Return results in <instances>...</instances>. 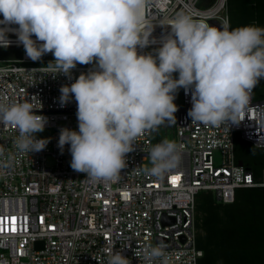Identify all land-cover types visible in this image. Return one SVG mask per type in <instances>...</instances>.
Listing matches in <instances>:
<instances>
[{
	"label": "built area",
	"instance_id": "2783aa9c",
	"mask_svg": "<svg viewBox=\"0 0 264 264\" xmlns=\"http://www.w3.org/2000/svg\"><path fill=\"white\" fill-rule=\"evenodd\" d=\"M178 14L229 27L228 0H148L144 15L153 27L149 40L156 43L138 46V53H154L171 31L160 23ZM9 39L10 46L23 47L14 34ZM52 61L33 62L25 52L18 60L0 59V103L29 102L36 114L47 117L44 130L49 131L44 150L24 153L14 143L18 129L0 125V264H107L109 248L122 250L131 264H144L143 249L161 241L169 264H198L203 251L196 244V195L208 190L230 203L238 188L264 186V173L257 182L234 153L236 132L264 146V103L252 91L242 120L208 126L188 117L191 94L181 88L177 108L183 111L174 124L178 167L160 177L148 174L150 149L159 143L156 128L137 137L118 180L92 182L70 167L69 145L62 154L57 145L61 128L78 130L75 98L62 106L59 89L95 69L77 64L69 79Z\"/></svg>",
	"mask_w": 264,
	"mask_h": 264
},
{
	"label": "clouds",
	"instance_id": "9594fccd",
	"mask_svg": "<svg viewBox=\"0 0 264 264\" xmlns=\"http://www.w3.org/2000/svg\"><path fill=\"white\" fill-rule=\"evenodd\" d=\"M147 2L0 0V48L12 44V33L27 58L36 62L51 53L57 72L69 79L77 64H93L95 70L59 89L62 106L75 98L78 130L61 128L57 145L61 154L69 145L70 167L92 182L118 180L138 136L166 121L176 123L179 89L191 94L192 122L218 127L242 120L251 92L264 78V28L254 24L229 30L227 24L218 28L178 14L160 23L171 31L161 37L155 55L138 53V46L156 43L149 40ZM33 109L29 102L0 103V125L18 129L14 143L24 153L40 152L49 143L36 136L47 117ZM149 154L152 176H163L181 161L178 145L167 139ZM166 247L161 241L143 249L144 264H169ZM107 256V264H131L122 250L109 248Z\"/></svg>",
	"mask_w": 264,
	"mask_h": 264
},
{
	"label": "trees",
	"instance_id": "16d2710c",
	"mask_svg": "<svg viewBox=\"0 0 264 264\" xmlns=\"http://www.w3.org/2000/svg\"><path fill=\"white\" fill-rule=\"evenodd\" d=\"M228 13L230 30L253 24L264 28V0H228ZM253 97L264 100V78L253 89ZM162 125L157 139L162 136ZM234 153L236 161L260 182L264 146L236 132ZM195 227L196 244L203 251L198 264H264V186L238 188L230 203L219 200L212 191H200L195 201Z\"/></svg>",
	"mask_w": 264,
	"mask_h": 264
},
{
	"label": "rangeland",
	"instance_id": "374dc122",
	"mask_svg": "<svg viewBox=\"0 0 264 264\" xmlns=\"http://www.w3.org/2000/svg\"><path fill=\"white\" fill-rule=\"evenodd\" d=\"M23 52H24L23 47H12V46H9L7 48H0V59H2V60H18V59L21 58ZM42 59L54 60V57H53V55L51 53H48V54L44 55L42 57ZM173 76L178 78V73H174ZM174 103L177 106L182 104L181 89L178 90V92L176 94V98L174 100ZM162 126H163L162 127L163 133H162L161 138L158 139L159 140L158 142L160 143L164 139H167V140L173 141V142H175L177 144L178 141H177V137L175 135L174 124L170 125L169 123H167V126H166V124H163ZM36 135L47 138L48 135H49V131L43 130L42 132H39ZM48 162H49V165H53L54 164V160L51 157L48 158Z\"/></svg>",
	"mask_w": 264,
	"mask_h": 264
},
{
	"label": "water",
	"instance_id": "95a60500",
	"mask_svg": "<svg viewBox=\"0 0 264 264\" xmlns=\"http://www.w3.org/2000/svg\"><path fill=\"white\" fill-rule=\"evenodd\" d=\"M258 102H259V103H264V100H259ZM182 111H183V109L177 108V111H176L175 115H176V114L179 115ZM239 163L242 164L241 162H239ZM242 165H243V164H242ZM165 221H169V218H165ZM42 245H43L42 242L37 243V247H38V248L41 247Z\"/></svg>",
	"mask_w": 264,
	"mask_h": 264
},
{
	"label": "snow or ice",
	"instance_id": "6c2138e0",
	"mask_svg": "<svg viewBox=\"0 0 264 264\" xmlns=\"http://www.w3.org/2000/svg\"><path fill=\"white\" fill-rule=\"evenodd\" d=\"M176 179H178V178H175V177H174V178H173V182H175Z\"/></svg>",
	"mask_w": 264,
	"mask_h": 264
}]
</instances>
